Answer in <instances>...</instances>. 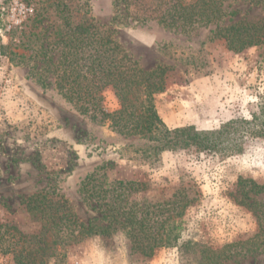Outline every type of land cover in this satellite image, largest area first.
<instances>
[{
  "label": "rangeland",
  "instance_id": "374dc122",
  "mask_svg": "<svg viewBox=\"0 0 264 264\" xmlns=\"http://www.w3.org/2000/svg\"><path fill=\"white\" fill-rule=\"evenodd\" d=\"M80 1L89 3L100 24L115 28L116 39L141 67L153 69L162 64L172 68L165 90L156 96L158 111L168 126L215 130L231 119L251 118L259 112L264 95V46L235 52L224 40L210 39V28L184 34L154 20L117 25L113 22V0ZM3 2L0 0V46L8 44L10 52L30 53L21 44L22 31L38 11L42 13V28L52 31L50 25L60 22L56 0ZM225 5L239 10L234 21L264 17L261 0H227ZM191 49L204 67L184 70L170 57ZM104 105L109 111L119 106L110 90L105 93ZM144 141L81 113L55 87L54 76L43 84L29 64L11 61L0 50V225L38 230L23 199L42 190L66 198L82 221L100 216L85 203L79 185L87 173L104 165L110 181H134L127 190L131 193L128 205H149L153 217L171 214V205L164 203L174 199L177 190L185 189L193 200L181 217L183 238L202 239L219 248L245 241L258 231L254 214L237 200L241 198L238 180L250 177L264 183V138L247 139L242 153L227 158L194 150H168L154 165L144 162L140 153L123 152L125 147ZM4 232L6 236L16 233L0 227V235ZM227 252L228 264H264L263 245L240 244ZM0 264L16 262L12 255L0 251ZM49 264L183 263L177 246L158 248L152 256L134 252L125 231L118 229L110 236L95 235L68 245L66 257L52 259Z\"/></svg>",
  "mask_w": 264,
  "mask_h": 264
},
{
  "label": "trees",
  "instance_id": "16d2710c",
  "mask_svg": "<svg viewBox=\"0 0 264 264\" xmlns=\"http://www.w3.org/2000/svg\"><path fill=\"white\" fill-rule=\"evenodd\" d=\"M226 1L113 0V22L128 25L154 20L164 28L184 34L210 28V39L224 40L226 47L235 52L264 46V17L257 21H234L239 10H230ZM7 2L4 0L3 5ZM261 2L264 8V0ZM55 3L60 22L50 25L52 31L41 27L40 11L28 19L21 41L29 50L28 55L10 52L6 43L0 46L1 54L11 61L29 64L43 84L54 76L55 87L81 113L108 123L120 134L146 140L125 147L123 152L140 153L142 160L151 165L168 150H194L227 158L242 153L247 139L264 138V95L259 101V112H254L251 118L231 119L219 129L168 126L158 111L156 96L165 90L172 68L162 64L153 69L141 67L116 39L115 28L96 20L87 1ZM227 17L230 18L226 20ZM170 57L184 70L204 67L192 49L190 53ZM107 90L112 91L119 105L112 111L104 105ZM104 168L101 165L87 173L79 185L85 203L100 216L82 221L66 198L54 196L55 191L42 190L23 199L39 229L24 231L14 224L0 225L16 231L12 236H6L5 232L0 235V251L12 255L16 264H49L52 259L63 260L68 245L95 235L110 236L118 229L125 231L133 251L143 256H152L161 247L177 246L183 264H228L230 247L247 243L264 246V183L250 177L238 180L241 198L237 200L254 214L258 231L245 241L215 248L202 239L183 238L181 217L193 200L185 189L177 190L174 199L164 203L171 205L168 208L171 214L153 217L154 210L149 205L139 207L137 202L128 205L131 193L127 190L134 181H110Z\"/></svg>",
  "mask_w": 264,
  "mask_h": 264
},
{
  "label": "built area",
  "instance_id": "2783aa9c",
  "mask_svg": "<svg viewBox=\"0 0 264 264\" xmlns=\"http://www.w3.org/2000/svg\"><path fill=\"white\" fill-rule=\"evenodd\" d=\"M23 9V11L26 13V12H28V8H22Z\"/></svg>",
  "mask_w": 264,
  "mask_h": 264
}]
</instances>
